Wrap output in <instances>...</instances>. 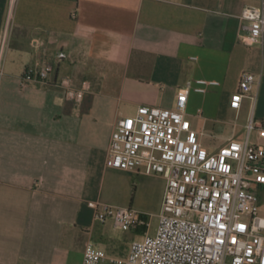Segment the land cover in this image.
I'll list each match as a JSON object with an SVG mask.
<instances>
[{
	"label": "crops",
	"instance_id": "crops-1",
	"mask_svg": "<svg viewBox=\"0 0 264 264\" xmlns=\"http://www.w3.org/2000/svg\"><path fill=\"white\" fill-rule=\"evenodd\" d=\"M262 2L0 0V264H83L89 242L110 257L102 264L124 263L133 233L146 230L99 221L89 203L149 220L154 204L161 212L163 175L107 164L117 120L140 105L174 108L187 92V116L213 152L245 140L251 118L264 127V46L243 42L241 18ZM46 63L55 66L47 83H23L29 65ZM245 72L256 100L236 110ZM62 78L88 86L81 103L65 97ZM200 79L217 84L197 91ZM249 140L264 146L259 127Z\"/></svg>",
	"mask_w": 264,
	"mask_h": 264
},
{
	"label": "built area",
	"instance_id": "built-area-1",
	"mask_svg": "<svg viewBox=\"0 0 264 264\" xmlns=\"http://www.w3.org/2000/svg\"><path fill=\"white\" fill-rule=\"evenodd\" d=\"M14 2L15 0H11ZM241 18L248 33L247 45L264 46V0L248 5ZM61 52L60 57H65ZM55 66L29 65L23 83H47ZM255 76L243 73L233 94L231 107L240 110L244 98L253 94ZM195 89L205 92L200 79ZM65 97L81 103L87 85L76 88L69 78L58 83ZM188 93L180 92L174 108L140 105L134 116H122L115 125L107 164L120 170L148 165L166 178V188L155 234L150 233L147 215L129 207L114 208L101 201L89 204L96 219L112 217L124 231L145 229L134 240L123 264H264V215L259 189L264 185V146L250 142V133L259 127L253 118L247 126L248 137L230 140L217 151L202 143L205 132L193 129L187 116ZM107 252L89 242L83 264H102ZM116 261L115 259H111Z\"/></svg>",
	"mask_w": 264,
	"mask_h": 264
},
{
	"label": "rangeland",
	"instance_id": "rangeland-1",
	"mask_svg": "<svg viewBox=\"0 0 264 264\" xmlns=\"http://www.w3.org/2000/svg\"><path fill=\"white\" fill-rule=\"evenodd\" d=\"M160 187L154 186L153 189V195L155 196L157 194V192L159 191ZM152 196V195H151ZM153 197H150L149 200L151 203H154V199ZM150 221H151V228H150V233L155 234L158 224H159V213H160V208L159 205L156 203L153 205V207L150 208ZM261 214L264 215V194L262 195V199H261ZM134 232V231H133ZM144 233H140V232H134L133 236L136 240L141 239L143 237Z\"/></svg>",
	"mask_w": 264,
	"mask_h": 264
}]
</instances>
